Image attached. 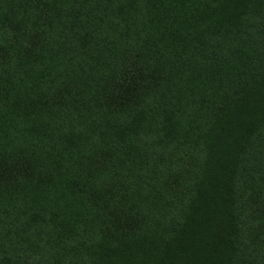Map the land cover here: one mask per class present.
Instances as JSON below:
<instances>
[{"label":"trees","instance_id":"trees-1","mask_svg":"<svg viewBox=\"0 0 264 264\" xmlns=\"http://www.w3.org/2000/svg\"><path fill=\"white\" fill-rule=\"evenodd\" d=\"M0 264H264V0H0Z\"/></svg>","mask_w":264,"mask_h":264}]
</instances>
